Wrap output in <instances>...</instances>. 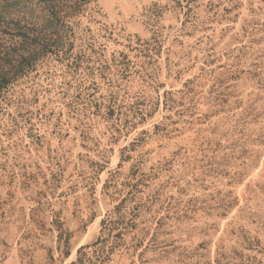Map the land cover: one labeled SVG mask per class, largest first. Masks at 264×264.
<instances>
[{"label":"rangeland","instance_id":"1","mask_svg":"<svg viewBox=\"0 0 264 264\" xmlns=\"http://www.w3.org/2000/svg\"><path fill=\"white\" fill-rule=\"evenodd\" d=\"M76 22L0 104V264H264V0Z\"/></svg>","mask_w":264,"mask_h":264},{"label":"trees","instance_id":"2","mask_svg":"<svg viewBox=\"0 0 264 264\" xmlns=\"http://www.w3.org/2000/svg\"><path fill=\"white\" fill-rule=\"evenodd\" d=\"M94 1L0 0V104L15 82L34 70L43 58L70 57L76 18ZM119 209L115 206L112 213ZM98 243L100 240L95 245ZM87 248H79L73 264L93 262ZM104 250L100 247L94 251L99 263L104 262Z\"/></svg>","mask_w":264,"mask_h":264}]
</instances>
